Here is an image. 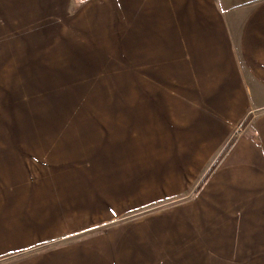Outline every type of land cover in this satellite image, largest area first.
I'll return each mask as SVG.
<instances>
[{
  "label": "crops",
  "instance_id": "1",
  "mask_svg": "<svg viewBox=\"0 0 264 264\" xmlns=\"http://www.w3.org/2000/svg\"><path fill=\"white\" fill-rule=\"evenodd\" d=\"M0 264H264V0H0Z\"/></svg>",
  "mask_w": 264,
  "mask_h": 264
}]
</instances>
